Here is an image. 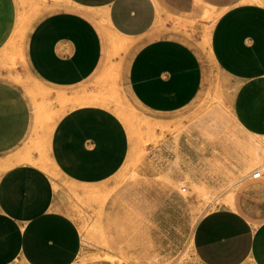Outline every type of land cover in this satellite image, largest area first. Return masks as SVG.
<instances>
[{
    "label": "crops",
    "instance_id": "1",
    "mask_svg": "<svg viewBox=\"0 0 264 264\" xmlns=\"http://www.w3.org/2000/svg\"><path fill=\"white\" fill-rule=\"evenodd\" d=\"M32 1L39 5L28 36L23 45L15 38L24 58L16 69L25 66L38 84L51 88L50 98L56 89L73 101L80 96L52 123L47 152L62 180L99 187L123 166L130 138L107 104L89 101L96 90L89 83L107 59L98 25L134 40L124 75L133 100L148 111L169 113L195 99L207 69L171 22L172 15L184 19L197 6L192 0ZM19 9V0H0V51L13 41ZM210 51L223 73L242 84L235 105L241 106L244 130L264 138V0L222 14L211 32ZM16 69L0 66V264H165L169 243L162 241L156 260L149 251L153 228L145 237L132 236L127 250L112 251L113 261L103 259L104 250L84 244L71 190L21 160L38 157L22 152L33 138L36 114L25 91L9 78ZM193 249L198 264H264V220L252 224L231 209L208 212L194 226ZM88 252L98 258L82 263Z\"/></svg>",
    "mask_w": 264,
    "mask_h": 264
},
{
    "label": "rangeland",
    "instance_id": "2",
    "mask_svg": "<svg viewBox=\"0 0 264 264\" xmlns=\"http://www.w3.org/2000/svg\"><path fill=\"white\" fill-rule=\"evenodd\" d=\"M20 1L21 13L25 15L22 18L29 27L36 7L32 0ZM157 2L162 4V0ZM259 2L192 0L197 12L192 11L184 19L172 15V27L197 51L206 34L210 35L211 44L210 33L222 14ZM106 50L104 69L89 86L96 89L94 94L91 91L93 97L105 101L127 129L132 149L121 169L99 187L83 188L62 180L48 160L44 133L73 100L44 97L38 91V81L25 66L17 71L18 61L24 62L19 43L13 40L0 51V66L17 68V73L9 78L25 91L34 105L35 132L25 151L35 152L39 148L41 159L48 158L44 170L71 190L69 198L73 212L79 217L81 232L91 227L83 234L84 244L104 250L103 259L116 260V256L110 255L112 251L127 250L132 236L145 237L153 228V239L148 245L155 260L164 241L170 248L165 264H198L193 229L200 217L211 211L231 209L243 213L252 224L264 220L260 216L264 207V138H251L240 121L241 106L235 104L241 96L242 84L223 73L213 58L214 62L203 69L201 90L190 104L169 113H155L137 104L125 86L124 75L134 50L115 45H109ZM247 145L248 149L244 147ZM256 147L260 151L262 148L263 154L257 163L251 155ZM257 170L261 176L253 178L252 173ZM95 258L98 254L88 252L81 261Z\"/></svg>",
    "mask_w": 264,
    "mask_h": 264
},
{
    "label": "bare ground",
    "instance_id": "3",
    "mask_svg": "<svg viewBox=\"0 0 264 264\" xmlns=\"http://www.w3.org/2000/svg\"><path fill=\"white\" fill-rule=\"evenodd\" d=\"M20 1V0H19ZM21 2V1H20ZM33 5L35 6V7H37L38 5H39V3H37V1H33ZM40 3H41V1H40ZM19 7H20V3H19ZM203 10V9H202ZM210 10V9H209ZM214 10V9H213ZM212 10V11H213ZM21 12H23V11H21V9H19V12H18V17H17V22H16V27L14 28L15 30H14V33L12 34L13 35V40L16 38L22 45H23V43L25 42V40H26V38H27V36H28V33H29V30L31 29V27H32V25H33V22L30 24V26L29 27H27V26H25V21L23 20V18H22V16H24L25 17V15H22V13ZM25 14V13H24ZM215 13L213 12V15H214ZM216 14H218V13H216ZM215 16V15H214ZM102 18V17H101ZM98 19V18H97ZM99 20V19H98ZM98 22V21H97ZM101 22V21H100ZM104 21H102V23H103ZM98 28H99V31H100V33H101V35L103 36V38H104V42H105V44H106V47H105V50L107 49V47L109 46V45H115V46H117L118 48H123V49H125V48H130V47H132V45L134 44V40L132 39V38H130V37H127V36H124V35H121V34H118V33H116L115 31H113V30H111V29H108L107 27H105L104 25H102V24H100V25H98ZM207 28V27H206ZM209 29V28H208ZM206 30V29H205ZM204 31V30H203ZM208 33V32H207ZM201 34V33H200ZM203 34V33H202ZM211 34V33H210ZM205 35V34H204ZM207 35V34H206ZM205 35V37L206 38H204V39H202L201 37H199V38H201L202 40H204V43H203V41H201L203 44H202V46L199 48V50L197 49V51H198V53H199V55L201 56V59H202V61H203V63H204V65L205 66H210L209 64H211L212 62H214L213 61V58H212V56H211V51H210V35L208 36H206ZM201 36V35H200ZM203 36V35H202ZM15 39V40H16ZM199 43V42H198ZM197 45V44H196ZM199 46H200V44H199ZM13 50V49H12ZM106 55H107V50H106V53H105ZM20 57H21V55H20ZM22 59H24L23 58V55H22ZM8 60V59H7ZM6 60V61H7ZM106 60V59H105ZM105 62V61H104ZM213 65V64H212ZM215 66V65H214ZM104 69V68H103ZM5 76V75H4ZM9 76V75H8ZM7 77V76H6ZM13 77V76H12ZM8 78V77H7ZM19 78V77H18ZM18 80H20V78L18 79ZM22 82V81H21ZM20 83V82H19ZM33 87H36L35 85H33ZM39 90H38V89ZM37 90L39 91V92H41V94L44 96V97H49L50 96V94H51V92H52V89L51 88H48V87H46V86H44V85H42V84H38L37 85ZM31 89H32V87H31ZM35 89V90H36ZM80 90H81V88H80ZM232 90V89H231ZM73 91H75V90H73ZM54 93V95H55V99H60V98H63V97H66V93H65V91L63 90V89H56V90H54L53 91ZM76 92V91H75ZM74 92V93H75ZM82 92H84L83 90H82ZM81 92V93H82ZM29 93V92H28ZM32 93V92H31ZM85 93H87V92H84L83 94H85ZM40 93H39V95H41ZM89 94H91V93H89ZM94 94V93H93ZM96 95V94H95ZM72 97V96H71ZM70 97V98H71ZM42 98V97H41ZM44 99V98H43ZM49 99V98H48ZM81 99V98H80ZM64 100V99H63ZM71 100V99H70ZM90 102H97V103H100V104H107L105 101H103L102 99H99V98H96V97H93V98H91L90 100H89ZM68 102V101H67ZM69 102H71V101H69ZM72 102H74V101H72ZM86 102V101H85ZM113 102V101H112ZM116 102H118V101H116ZM77 103H78V101H77ZM79 103H80V101H79ZM81 103H83V101L81 100ZM86 104V103H85ZM120 104V103H119ZM77 105V104H76ZM84 105V104H83ZM114 105H116V103L114 104ZM74 106V105H73ZM69 107V106H68ZM74 108V107H73ZM70 109H72V107L70 108ZM127 115V114H126ZM232 115V114H231ZM36 118V117H35ZM37 119V118H36ZM35 119V120H36ZM232 120H233V118H232ZM153 122H157V121H154L153 120ZM131 124V123H130ZM51 128H52V125H49V128L45 131V133H44V139H46V143H47V145H48V143H49V134H50V131H51ZM241 129V128H240ZM132 132V131H131ZM132 135H134V134H132ZM40 138H42V136L40 137ZM251 138H252V136H251ZM255 141V140H254ZM174 142V141H173ZM245 142H247V141H245ZM39 143V142H38ZM248 143V142H247ZM247 143H245V144H247ZM37 145V144H36ZM39 146V145H38ZM23 147V146H22ZM25 147H27V146H25ZM30 147L31 146H29V149L28 150H30ZM35 147V146H34ZM130 147V146H129ZM244 147H248V145L247 146H244ZM36 148V147H35ZM42 148H43V146H42ZM24 149L25 148H23V150H22V152L24 153L25 151H24ZM38 149V151H35V152H37V158L36 159H33L30 155H26V156H24L21 160L22 161H27V162H31V163H34L35 165H37V167L39 166V167H41L42 169H47V162H49L50 161V159H48L49 158V156H48V160L49 161H46L45 159H41V157H40V155H38V154H40V151H39V148H37ZM130 149H132V148H130ZM248 149V148H247ZM34 150V149H33ZM43 150V149H42ZM17 151V153H18V150H16ZM16 151H14V153L16 152ZM261 151H262V148H261ZM260 150H259V147H256V148H254V151L252 152L253 154H251V155H254V161L257 163V162H259L260 161V159H261V156L263 155H261V152ZM16 153V154H17ZM20 153V152H19ZM28 153V151L26 152V154ZM42 153V152H41ZM25 154V153H24ZM28 154H30V153H28ZM131 154V153H130ZM9 155V154H8ZM36 155V154H35ZM11 156H13V154L11 155ZM17 158H18V156L17 155H15ZM19 156H20V154H19ZM21 156H22V154H21ZM20 156V157H21ZM3 157V156H2ZM40 157V158H39ZM5 158V157H4ZM44 158V157H43ZM46 158V157H45ZM6 159H8L7 157L5 158V162H7L6 161ZM19 159V158H18ZM253 160V159H252ZM18 161H20V160H18ZM9 163L11 162L10 160L8 161ZM14 162H17V161H14ZM53 163V162H52ZM11 164V163H10ZM13 164V163H12ZM51 164V163H50ZM8 165V164H7ZM33 165V164H32ZM2 166H3V164H2ZM8 167H10L9 165H8ZM8 167H6V168H8ZM38 167V168H39ZM41 168H39V169H41ZM52 168H53V165H52ZM41 169V170H42ZM44 170V171H45ZM51 170V169H50ZM45 172H47V171H45ZM52 172H54V170L52 169ZM47 174V173H46ZM50 174V173H49ZM56 174V173H55ZM50 176V175H49ZM84 184V183H83ZM54 186V185H53ZM79 190V189H78ZM64 192V191H63ZM83 192H81V194H82ZM66 194H67V192H66ZM55 195V194H54ZM87 195V194H86ZM76 197V196H75ZM81 197V196H80ZM79 198V197H78ZM78 201V200H77ZM81 201V200H80ZM73 203V202H72ZM81 203V202H80ZM75 204V203H74ZM232 204V203H231ZM229 206V205H228ZM64 207V206H63ZM76 208V207H75ZM64 209V208H63ZM80 210V209H79ZM81 211V210H80ZM72 216V215H71ZM74 217V216H73ZM78 217V216H77ZM79 218V217H78ZM82 219H83V216H82ZM82 223V222H81ZM85 225V224H84ZM83 228V227H82ZM87 228V227H86ZM91 227H89V229H90ZM88 229V230H89ZM88 230L86 231V232H88ZM85 231H84V233H85ZM83 233V234H84ZM85 235H87V233L85 234ZM84 238V237H83Z\"/></svg>",
    "mask_w": 264,
    "mask_h": 264
},
{
    "label": "built area",
    "instance_id": "4",
    "mask_svg": "<svg viewBox=\"0 0 264 264\" xmlns=\"http://www.w3.org/2000/svg\"><path fill=\"white\" fill-rule=\"evenodd\" d=\"M260 176H261V171H259V170L254 171V172L252 173V177H253V178H257V177H260Z\"/></svg>",
    "mask_w": 264,
    "mask_h": 264
}]
</instances>
